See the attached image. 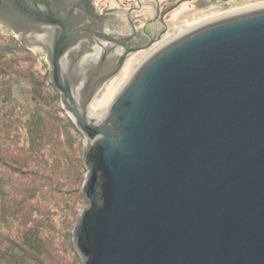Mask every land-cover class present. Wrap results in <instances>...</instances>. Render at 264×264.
I'll return each mask as SVG.
<instances>
[{
    "label": "water",
    "instance_id": "1",
    "mask_svg": "<svg viewBox=\"0 0 264 264\" xmlns=\"http://www.w3.org/2000/svg\"><path fill=\"white\" fill-rule=\"evenodd\" d=\"M94 2L0 0V21L47 49L85 135L83 264H264V2L163 42L90 120L147 45L111 32Z\"/></svg>",
    "mask_w": 264,
    "mask_h": 264
},
{
    "label": "rangeland",
    "instance_id": "2",
    "mask_svg": "<svg viewBox=\"0 0 264 264\" xmlns=\"http://www.w3.org/2000/svg\"><path fill=\"white\" fill-rule=\"evenodd\" d=\"M95 1L101 12L108 9L106 21L116 19V22H119L117 30L115 29L117 33H113L125 38L134 39L132 35H126L130 32L126 21L130 13L133 20L142 19L138 24L143 25L145 20L157 12V7H153V4L160 2L164 8L161 17L164 20L160 21L161 25L157 24L159 30L154 34V38L159 37L150 46H143L136 51L120 72L107 81L97 93L90 104V113L106 111L150 54L182 29L224 11L264 2V0ZM147 2L151 6L147 7L145 5ZM178 2L179 5L173 7ZM170 7L172 10L168 9ZM154 25L156 29V23ZM108 28L110 29L109 26ZM0 32L14 34L27 48L22 51L15 49L13 53L6 52L0 55V148H4V152L8 151L18 160L29 162L28 165H33L28 166L31 168L30 171L37 176H47L49 177L47 180L50 181L45 185V180L39 178L38 186H35L38 187V193L34 197H28L26 190L36 184L32 179L36 178L35 174L22 172L14 177L13 182L0 187V264H83L82 256L74 245L73 232L81 213L88 206L82 189L88 176V168L84 161L85 135L66 110L61 92L51 83L52 67L47 49L24 40L14 28L2 21ZM104 95L111 96L107 103H99ZM37 108L51 129L52 125H55V135H59L60 141L50 143L45 133L40 134V125L32 127L31 114ZM3 172L6 176L9 175V170ZM40 191L47 193L44 195ZM44 216L46 219H43ZM29 233L35 235L32 240H28ZM36 242H40L38 248L32 247L34 249L32 250L27 247V244L33 245Z\"/></svg>",
    "mask_w": 264,
    "mask_h": 264
},
{
    "label": "trees",
    "instance_id": "3",
    "mask_svg": "<svg viewBox=\"0 0 264 264\" xmlns=\"http://www.w3.org/2000/svg\"><path fill=\"white\" fill-rule=\"evenodd\" d=\"M22 43L23 42L20 41L12 33H9V35L0 34V55L5 54L6 52H12L13 53V51L15 49H17L18 51H22V49L27 50L26 46L23 45ZM31 123L33 124L32 127H35L37 125L41 126L40 134L45 133V135L48 138V141L50 143L54 142V141H60V139L58 138L59 135L58 134L55 135V131H54L55 125H52L53 129H51L50 126H48L45 123L44 115L41 114V112L39 111V108L33 110L32 114H31ZM4 151H5L4 148H0V187H4L5 185H7V183L13 182L14 177L18 176L22 172L35 174V173H33V171H30V169H31L30 167L31 166L33 167V165H31V166L28 165L29 162H24V161L18 160V158L13 156L8 151H6V152H4ZM28 166H30V167H28ZM26 167H28V168H26ZM6 169L9 170L8 176H6V173L3 172V170H6ZM39 178H43L45 180V182L43 181L45 183V185H47V183H50V181L47 180L49 177H47V176L44 177L43 175H40V176L36 175V178L35 177L32 178L33 180L36 181V184L34 186H30L26 190L28 197H34L36 195V193H38L37 192L38 187H35V186H38V179ZM40 193H43L44 195H46L47 192L40 191ZM15 207H16V205H15ZM43 219H46V216H44ZM30 224L32 226L33 222H31ZM32 228L34 229V227H32ZM28 237H29L28 240H32L35 237V235H32L31 233H29ZM38 245H40V242H36L33 245L27 244V247L29 249L32 247L34 249H36V248H38ZM33 248H32V250H34Z\"/></svg>",
    "mask_w": 264,
    "mask_h": 264
},
{
    "label": "flooded vegetation",
    "instance_id": "4",
    "mask_svg": "<svg viewBox=\"0 0 264 264\" xmlns=\"http://www.w3.org/2000/svg\"><path fill=\"white\" fill-rule=\"evenodd\" d=\"M93 2H94V0H93ZM179 3L180 2L176 3L174 5V7L175 6H178ZM94 4H95V2H94ZM145 5L148 7L150 4H149V2H147ZM153 7H157V9L160 10L159 15L157 14V12H155V15H153L155 17L152 16L151 18L145 20V22H143V25L138 24L142 19L133 20L132 17H131V14L132 13H130L129 20H127V24L130 27V32H128V34H126V35H128V36L129 35H132L134 37V39H138L139 41L145 42L147 45L149 43H151V41L154 42L159 37V36H156V38H154V34H157L158 33V30H159L157 24H160L161 25V22L160 21L164 20V18L163 19L161 18V13H164L163 12L164 11V8L161 7L160 2H157L156 4H153ZM107 11H108V9H105L104 11L100 12V15H107L106 14ZM116 21H117L116 19L115 20H112L110 22L109 21H105V22H107L106 25L108 24L107 26L110 27V31L111 32H115V29L118 27V24L119 23L116 22ZM154 23H156V29H154V26H155ZM150 28H151V31H150ZM115 33H117V32H115Z\"/></svg>",
    "mask_w": 264,
    "mask_h": 264
},
{
    "label": "bare ground",
    "instance_id": "5",
    "mask_svg": "<svg viewBox=\"0 0 264 264\" xmlns=\"http://www.w3.org/2000/svg\"><path fill=\"white\" fill-rule=\"evenodd\" d=\"M132 9H134V8H132ZM131 11H129V13H130ZM126 19H127V17H126ZM128 20V19H127ZM126 20V21H127ZM183 30V29H182ZM181 30V31H182ZM110 90V87H109V89H108V91ZM111 92V91H110ZM105 96V95H104ZM109 96H111V95H108V96H105L104 98H102V100L99 102V103H107V101H108V99H109ZM100 114H102V113H90V111H89V119L91 120V119H94V118H96L97 116H99Z\"/></svg>",
    "mask_w": 264,
    "mask_h": 264
}]
</instances>
